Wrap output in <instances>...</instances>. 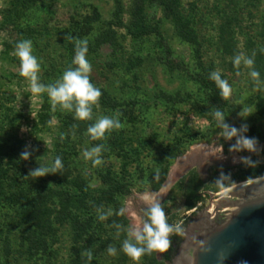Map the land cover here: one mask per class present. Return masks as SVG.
Segmentation results:
<instances>
[{
	"label": "rangeland",
	"instance_id": "obj_1",
	"mask_svg": "<svg viewBox=\"0 0 264 264\" xmlns=\"http://www.w3.org/2000/svg\"><path fill=\"white\" fill-rule=\"evenodd\" d=\"M235 1L237 3L235 9L228 5L229 0H181V6L183 13L195 20L202 44L204 66H212L213 71L220 70L222 78L232 86L233 94L228 98L229 107L225 122L237 128L247 124L249 130L245 135L255 136L259 140L261 149L257 154L229 153L228 149L235 143V138L225 140L220 135L222 129L218 121L210 113V118H201L191 109L192 103L203 101L211 112L213 108L207 101V93L199 89L187 72L167 70L164 55L156 46L153 37L135 40L125 28L114 26L110 28L114 32V42L102 43L87 55L92 65L90 80L102 92L98 105L93 107V120L88 122L90 125L101 115L112 116L119 113V119L124 127L106 134V139L103 140H92L87 131L81 135L74 131H66L58 118L66 117L70 112L60 109L59 106L53 111L46 93L36 95L31 92L30 81L19 74L20 61L15 55L16 43L22 39L32 41L33 54L42 61L39 73L41 81L44 84L53 83L62 76L54 74L53 71L64 69L67 63L63 45L74 44L65 40L66 35L70 33V19L84 18L91 14L93 8L97 9L100 21L94 25L92 34L87 38L92 44L93 40L108 28L106 24L113 21L112 2L20 0L19 4H15L13 0H0V102L15 114L21 115L19 128L15 132L24 142V149L26 145L30 146L29 150L34 156L33 161L26 165L27 170L50 165L56 147L61 142V134H64V140H68V148L72 153L70 164L73 176L83 177L92 189L105 187L99 176L108 172L117 178L124 176L125 180L131 182V196L120 199V207L129 210L124 215L128 221L127 227L135 222L130 212L139 213L144 207L139 197L144 193L159 196L171 169L194 147L205 148L213 158L191 164L187 167V172L185 171L186 173L167 189L166 194L158 198H161V204H165L167 218L173 225L179 226L189 215L183 206L182 187L179 184V181L187 176L188 171L200 170L205 183L204 192L215 195L219 194L213 190L218 185L216 180L221 171L231 174L229 179L223 180L229 182L231 187L248 182L240 180V177L248 172L261 171L264 177V122L256 109L259 100L264 99V86L258 88L248 74L249 70L243 65L239 74L229 71L226 65L229 58H224L218 49V29L223 22V12L226 15L236 12L238 26L235 28V42L238 53L244 52L251 56L255 52L254 67L260 73V79L264 81V60L260 62L257 57L259 50L264 49V0ZM123 5L122 18L128 25L131 0H123ZM145 16L148 24L159 26L166 45L172 51V59L184 63L189 72H198L192 48L176 36L172 25L163 18L161 8L158 5L147 4ZM161 92L172 95L179 93L184 102L174 110L170 109L158 101ZM44 96L48 97L46 103ZM106 97L120 106L115 109L104 108L101 100ZM244 105L253 106L254 114L247 119L238 116ZM49 109L53 117L42 125L38 121V116L46 114ZM116 134L127 140L126 152L141 150L137 161L129 162L128 175H122L121 158L116 155L109 143ZM191 140L195 141L189 143ZM147 142L150 144L146 145ZM98 144L105 146L102 153L103 163L94 166L91 160L84 158L83 152ZM177 144L183 146L182 153L169 165L166 179L160 189L152 192L148 184L156 173L161 172L158 164L159 153ZM221 149L225 158L217 159L222 154ZM241 155H251L259 164L244 166L233 163V157L238 158ZM101 207L105 211L111 209L105 203H102ZM12 216L13 211L10 209H2L0 212V220H3L0 230L1 264H71L72 240L69 225L58 230L50 247L49 256L29 257L20 243L18 225L14 220L11 222ZM93 218L94 241L91 247L87 248L92 253V259L89 261L86 258L84 264H122V256L126 255L122 251L124 240L113 242L115 238H112L106 228L107 220H99L97 214H93ZM109 245L117 249L115 256L108 254ZM144 256L139 261H133L126 255L124 264H146ZM154 256L160 264H166L162 261L160 253L154 252Z\"/></svg>",
	"mask_w": 264,
	"mask_h": 264
},
{
	"label": "trees",
	"instance_id": "obj_2",
	"mask_svg": "<svg viewBox=\"0 0 264 264\" xmlns=\"http://www.w3.org/2000/svg\"><path fill=\"white\" fill-rule=\"evenodd\" d=\"M112 2V17L113 21L108 22V28L104 29L98 37L93 40V43L88 41V54L94 51L102 43L114 42L112 26L125 28L127 33L135 40L153 37L155 44L164 55L165 66L170 72H187L191 80L207 93V101L212 108H219L228 115L229 102L228 99H223L220 96V90L217 88L214 81L209 76L213 72L212 66L205 67L202 62L201 49L202 44L199 34L195 27V20L191 16H186L182 11L181 0H131L130 21L128 25L123 22L122 15L124 13L123 0H110ZM15 4H19L20 0H13ZM232 8H236L235 0L228 2ZM147 4L158 5L163 14V18L168 21L176 34V36L185 44L192 48L193 56L196 60L198 72L191 73L186 65L182 62H175L172 59V51L166 45L165 39L161 33L159 26L150 25L147 23L145 9ZM16 6V5H15ZM14 6V7H15ZM233 9V11H234ZM264 18V17H263ZM223 22L219 26L218 49L224 58H229L227 66L229 71L234 74L240 73L232 58L238 53L235 42V28L238 26L236 12L226 15L223 12ZM100 21V15L96 8H93L91 14L81 19H70V33L80 39L88 38L94 29V25ZM264 26V21H263ZM94 45V46H93ZM63 50L67 59V63L62 70H54L56 75H62L66 68L72 65L75 56L74 44L63 45ZM258 60H264V52L259 50ZM158 101L170 109H175L178 105L184 102V99L179 93L168 94L161 92L158 96ZM44 102H48V97L44 96ZM101 105L106 108L115 109L120 106L119 103L111 101L107 97L101 100ZM194 111L201 118H210V110L206 107L203 101H195L191 105ZM47 109V108H46ZM258 115L264 122V99H260L256 105ZM53 117L50 109L46 114H40L38 121L42 125L49 122ZM21 115L15 114L11 109L6 108L0 102V212L2 209L12 210L13 215L11 222L14 220L19 228V237L25 253L29 257L33 256H49L50 247L55 241L58 230L69 225L71 230V264H84L86 256L82 253L88 251L93 243V214H97V209L102 203L110 206L113 215L106 221V228L112 238L117 242L125 239L126 232L121 231L117 234V229L113 227V223H119L127 227V219L125 216L116 215L120 207V199L127 198L132 194V184L129 180H125L124 176L117 178L108 174H100L99 178L105 185L104 188H94L88 186L87 181L80 175L73 176V168L70 164L71 151L68 148V140H61L58 143L55 157L62 158L63 168L58 174L48 175L42 178H35L28 175L26 165L30 164L34 156L27 160L20 159V153L24 150V142L19 139L16 134V129L19 128ZM58 121L63 124L65 130L74 131L78 135L87 131L89 126L88 121H81L75 118L74 112H70L66 117L58 118ZM73 125L76 127L73 128ZM255 137V136H252ZM264 137V136H263ZM61 139V138H60ZM191 140L189 143H193ZM127 140L122 135H115L110 139L112 150L120 156L122 175H128V164L131 160L137 161L140 157V149L126 152ZM180 143V142H179ZM150 144V142H147ZM181 144L174 145L172 148L159 153V169L161 172L156 173L149 181V190L156 192L166 179L168 167L171 162L182 153ZM111 150V151H112ZM129 153V154H128ZM163 164L165 166L163 167ZM263 177L262 172H248L240 177L241 182L249 181ZM52 183L50 186L49 184ZM182 187V196L184 199V207L186 210H191L198 203L204 202L207 195L204 193L205 183L199 175L192 171L179 181ZM231 187L229 182L224 181L218 184L213 192L219 193ZM167 216V209L162 203ZM168 223L172 222L167 218ZM3 220H0V230ZM173 225V224H172ZM180 232L170 235L171 244L169 249L161 254L163 262L170 263L171 258L181 242ZM122 264L125 263L127 257L122 256ZM144 259L146 264H160L151 254H145ZM1 264V262H0Z\"/></svg>",
	"mask_w": 264,
	"mask_h": 264
},
{
	"label": "clouds",
	"instance_id": "obj_3",
	"mask_svg": "<svg viewBox=\"0 0 264 264\" xmlns=\"http://www.w3.org/2000/svg\"><path fill=\"white\" fill-rule=\"evenodd\" d=\"M65 40L74 43L75 56L72 65L75 67L70 65L55 82L44 84L41 81L39 73L42 61L33 54L32 41L29 39H22L15 46V55L20 61L19 74L30 81V88L33 94L46 93L48 95L53 111L59 106L62 110L74 112L75 118L78 120L90 121L93 120V107L98 105L102 92L90 80L92 65L87 59L88 39L76 38L68 33ZM261 51L264 52V49H261ZM232 62L237 69L242 65L248 69V74L258 88L264 86V81L260 79V73L254 67L255 52L251 56L244 52H239L233 56ZM209 78L215 82L223 99L231 97L233 94L232 86L226 79L222 78L220 70L211 72ZM210 114L218 121L219 127L222 129L220 135L225 140L235 138V143L231 144L228 149L229 153L248 152L257 154L260 151L261 147L258 138L245 135L249 130L247 124H242L240 128H237L226 123L225 113L219 108H213ZM252 114H254L253 106L244 105L241 107L238 116L247 119ZM75 127L73 125V128ZM123 127L124 125L119 119V113L112 116L101 115L95 119L94 123L88 126L87 134L92 140H103L106 139V134ZM60 138L63 140L64 134H61ZM29 148L30 146L26 145L25 149L20 153L21 160L27 161L31 157L32 152ZM104 150V144H98L85 149L83 156L86 160H91L94 166L101 165L103 163L102 153ZM221 153V156L217 159L225 158L223 149H221ZM233 163H240L244 166H257L259 161H254L251 155H241L238 158L233 157ZM62 168V158L57 156L54 162L48 166H38L30 169L27 176L39 179L48 175L58 174ZM230 175V173L225 174L221 171L216 182L222 184L223 180L230 178ZM139 200L144 207L139 213L130 212L135 218V222L132 225L124 227L115 222L112 225L117 229L118 235L121 231L127 233V238L122 243V251L133 261H139L143 255L151 254L152 252H166L171 244L170 235L181 231L178 225L168 223L165 210L156 194L144 193L139 197ZM128 211V209L121 207L115 214L123 216ZM113 214L112 209L107 211L102 207L97 209V216L101 221L107 220ZM107 252L109 255L115 256L117 249L109 245ZM82 256H86L89 261L92 259L90 250L83 252ZM240 264H247V261H241Z\"/></svg>",
	"mask_w": 264,
	"mask_h": 264
},
{
	"label": "water",
	"instance_id": "obj_4",
	"mask_svg": "<svg viewBox=\"0 0 264 264\" xmlns=\"http://www.w3.org/2000/svg\"><path fill=\"white\" fill-rule=\"evenodd\" d=\"M200 208L166 264H264V177L209 193Z\"/></svg>",
	"mask_w": 264,
	"mask_h": 264
},
{
	"label": "bare ground",
	"instance_id": "obj_5",
	"mask_svg": "<svg viewBox=\"0 0 264 264\" xmlns=\"http://www.w3.org/2000/svg\"><path fill=\"white\" fill-rule=\"evenodd\" d=\"M213 156L211 153L202 147H194L192 150L182 158L170 171L169 176L164 184V188L159 196L163 197L166 194L167 189L179 178L183 173H185L187 167H189L194 162H204L206 159H211ZM256 180V179H255ZM237 186V185H236ZM234 187V186H232ZM230 187V188H232ZM228 188V189H230ZM228 189L224 190L223 192L227 191ZM222 193V192H221ZM220 194V193H219ZM160 198V199H161Z\"/></svg>",
	"mask_w": 264,
	"mask_h": 264
},
{
	"label": "flooded vegetation",
	"instance_id": "obj_6",
	"mask_svg": "<svg viewBox=\"0 0 264 264\" xmlns=\"http://www.w3.org/2000/svg\"><path fill=\"white\" fill-rule=\"evenodd\" d=\"M198 166L200 165V164H197ZM194 172H196L198 175H199V177H200V179L202 180V181H204V179H203V177L201 176V172H200V170H198V169H196V170H194ZM188 173H190L189 171H188ZM187 173V174H188ZM186 174V175H187ZM222 192V191H221ZM206 195H207V197H208V199H209V192H204ZM220 193V192H219ZM182 198H183V196H182ZM202 204V202L201 203H198L197 205H196V207L195 208H193V209H191V210H187L188 212L189 211H192L189 215H188V217L183 221V223L182 224H180L179 225V227L181 228V232H182V230H183V228H184V226L186 225V223L189 221V218L191 217V216H193L194 215V213L196 212V211H198V210H200L201 208H200V205ZM183 206H184V199H183ZM185 208V207H184ZM180 236H181V233H180ZM176 251V250H175ZM175 253V252H174ZM174 255V254H173Z\"/></svg>",
	"mask_w": 264,
	"mask_h": 264
},
{
	"label": "built area",
	"instance_id": "obj_7",
	"mask_svg": "<svg viewBox=\"0 0 264 264\" xmlns=\"http://www.w3.org/2000/svg\"><path fill=\"white\" fill-rule=\"evenodd\" d=\"M193 211V210H192ZM192 211H189L188 213L190 214Z\"/></svg>",
	"mask_w": 264,
	"mask_h": 264
}]
</instances>
